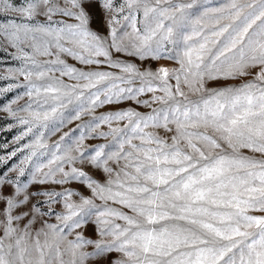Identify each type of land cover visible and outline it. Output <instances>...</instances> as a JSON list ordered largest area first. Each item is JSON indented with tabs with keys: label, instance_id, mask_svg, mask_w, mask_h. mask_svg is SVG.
<instances>
[{
	"label": "snow or ice",
	"instance_id": "obj_1",
	"mask_svg": "<svg viewBox=\"0 0 264 264\" xmlns=\"http://www.w3.org/2000/svg\"><path fill=\"white\" fill-rule=\"evenodd\" d=\"M0 16L19 61L0 95L29 98L2 109L28 139L0 156L23 154L0 173V264H264V0H0Z\"/></svg>",
	"mask_w": 264,
	"mask_h": 264
},
{
	"label": "rangeland",
	"instance_id": "obj_2",
	"mask_svg": "<svg viewBox=\"0 0 264 264\" xmlns=\"http://www.w3.org/2000/svg\"><path fill=\"white\" fill-rule=\"evenodd\" d=\"M16 3H19L20 0H15ZM223 0H211V4L212 6H217L220 3H222ZM89 11L92 12L93 16H94V20L92 23V27L98 31H100L101 33L106 34V29L103 26V19H104V14L102 12V10L100 9L99 6H95L89 9ZM0 19H3L2 16H0ZM4 47L7 48V51H3L0 50V76H7V69L8 68H15V67H19V61L15 60L12 58L11 54L15 52V49L8 47L6 44L4 45ZM120 59H129L128 57L124 56L123 54H118ZM72 63H75L74 61H71ZM137 64H141V62L139 60H136ZM160 64H163L165 66L168 67H172L173 63L171 61H167V60H161L159 62L156 61H152L149 60L147 62H144L142 64V66L144 67H152L155 68L157 66H159ZM105 70H112V71H117V70H113V69H105ZM21 85H23L24 83H26L23 78H20L18 81ZM9 83H17V80L15 79H0V88H4L6 87ZM228 83H232V81H229ZM235 83H239V81H235ZM25 89L23 87H18V88H14L12 91L10 92H6L3 95H0V156H7L8 153H10L12 150H14L15 148L21 146L23 143H25L27 141L28 138H25L21 141H16L15 137L20 135L23 131H24V127L23 125L19 124L18 120L15 117H12L9 113L3 111L2 109L4 108V106H6L7 104H9L13 99H15L18 95L19 96H23ZM150 95V94H149ZM147 98V97H144ZM28 97L23 96L22 99H19L18 102L16 104H13L12 107L13 109H17L23 105H25L28 102ZM72 106H69V109L67 111L71 110ZM120 107H136L134 102H126L122 105H120ZM109 109H99L95 114L99 115L101 112L103 111H107ZM141 111H146V109H140ZM19 115H26V113H19ZM89 120H91V116L89 115H84L82 116L81 120L79 121H74L71 124H68L66 127H63L61 129L60 132H58L55 136L51 137V139L48 141L49 144H52L53 142L59 140L60 136L63 135L65 132L70 133V136L67 138L66 142H71L73 140H75L79 134H80V130L77 129L76 131H72L73 129H76L77 124H84L87 123ZM107 126H102L100 129H98V131H107ZM108 141H105L103 139H86L83 142V149L87 150L89 148L95 147L99 144L102 143H107ZM7 144L8 147L4 148L3 145ZM74 147V145H73ZM23 154L22 153H17V156L12 157L11 159L7 160L6 163H0V173H6L8 176L15 178L18 173L17 172H11L9 171V168H11L12 166H14L15 164H18L20 159H22ZM77 166L79 167L80 165L77 164ZM67 170V169H66ZM85 171H88L90 173H92L96 178L98 179H103V176L101 173L99 172H92L91 168H85ZM21 180H23L24 182H28L29 180H31V176L26 174L25 177H21ZM37 187H44V186H37ZM63 187H68L72 190H78L81 194L88 196L90 195L89 190L79 184L78 182H72L69 185L63 186ZM57 190H63V188L61 186H56ZM34 190V189H33ZM6 191H11V189H6ZM73 199L79 200L78 197H73ZM97 203H99V201H97ZM0 207H3L2 205H0ZM56 208L57 211L60 210V205H55L54 206ZM50 222L55 223L56 221L54 220V218H52L50 220ZM77 231H80L83 233V235L86 238H93L96 239L98 238L94 228L91 224L83 227L82 229H79ZM69 238H73V237H69ZM87 251H92V247L88 246L86 247ZM115 255V254H113Z\"/></svg>",
	"mask_w": 264,
	"mask_h": 264
}]
</instances>
